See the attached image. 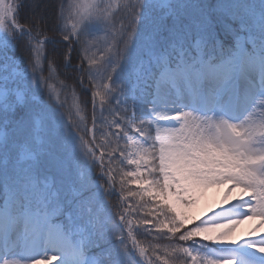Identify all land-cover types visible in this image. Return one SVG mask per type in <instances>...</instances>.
<instances>
[{"label": "snow or ice", "instance_id": "6c2138e0", "mask_svg": "<svg viewBox=\"0 0 264 264\" xmlns=\"http://www.w3.org/2000/svg\"><path fill=\"white\" fill-rule=\"evenodd\" d=\"M47 7L0 0V264H264V0Z\"/></svg>", "mask_w": 264, "mask_h": 264}, {"label": "rangeland", "instance_id": "374dc122", "mask_svg": "<svg viewBox=\"0 0 264 264\" xmlns=\"http://www.w3.org/2000/svg\"><path fill=\"white\" fill-rule=\"evenodd\" d=\"M228 187H229L228 185L219 186V187H212V188L205 190L201 194H199L198 199H197V203H196L195 207L191 210V216L196 223L199 222V219L206 218L207 216L212 215L213 211L219 210L220 207H218V206L214 207L215 206L214 204L217 201H219L221 203L220 199H221L222 191H225V194L228 197V200H226V202H224V203H227L229 200H231L233 198H237L241 195L240 191L238 189L235 191H232L229 194L227 191ZM198 203H200L202 205L199 207ZM211 204L214 208L211 206ZM220 205H222V204H220ZM226 206H228V205H223L221 207H226ZM200 210H201V212H200ZM207 210L209 211V213L207 215L203 216L204 215L203 211H207ZM249 223H250L249 221L245 220L243 223L239 224L235 228V231L233 232L232 237L235 239H238L239 237H243L245 235V232H246L245 229L248 227ZM191 226L192 225H189V227H191ZM261 235H264V230L263 231L259 230V232H257L255 237H248V238H259Z\"/></svg>", "mask_w": 264, "mask_h": 264}, {"label": "trees", "instance_id": "16d2710c", "mask_svg": "<svg viewBox=\"0 0 264 264\" xmlns=\"http://www.w3.org/2000/svg\"><path fill=\"white\" fill-rule=\"evenodd\" d=\"M26 2H28V0H26ZM58 2H59V0H41V3L43 5H47L48 6L46 11H48L49 13L54 11V6L56 4H58ZM30 15H31V13H30V10L28 8L21 9V11H20V20H21V22L23 23L25 21V19L28 16H30ZM64 51H66V49H59L58 50V55L56 57L58 65H62V63H63V53H64ZM49 53H50V55L52 54L51 46H49ZM17 55H21V53L18 51ZM72 55H73V63H75L77 54L74 52ZM46 67H47V63H45V68ZM45 74H47V73H45ZM61 78H63V72L61 73ZM68 83L72 84L73 81L71 79H69ZM77 91L81 92L78 84H77ZM81 99H82V101H88V104H89L88 111H89V116H90V113H91L90 95L85 93V92H81Z\"/></svg>", "mask_w": 264, "mask_h": 264}, {"label": "bare ground", "instance_id": "6f19581e", "mask_svg": "<svg viewBox=\"0 0 264 264\" xmlns=\"http://www.w3.org/2000/svg\"><path fill=\"white\" fill-rule=\"evenodd\" d=\"M220 194V193H219ZM236 199L237 198H233V199H231V200H229L227 203H224V202H226V200H228V197L226 196V194H225V191H222V193H221V203L219 202V201H217L214 205V207H216V206H218V207H221V206H223V205H228L229 203H235V201H236ZM199 204V207L202 205V204H200V203H198ZM220 204H222V205H220ZM211 206H212V204H211ZM213 207V206H212ZM213 207V208H214ZM200 212H201V210H200ZM209 213V211L207 210V211H203V216H205V215H207ZM248 221V220H247ZM250 223H249V225H248V227L245 229V235L243 236V237H239L238 239H235V238H233L232 237V239H234V240H242V239H244V238H248V237H251L250 236V231L253 229V227L254 226H256V227H258V224H259V222H258V220H251V221H249ZM261 231H263L264 229H260Z\"/></svg>", "mask_w": 264, "mask_h": 264}]
</instances>
